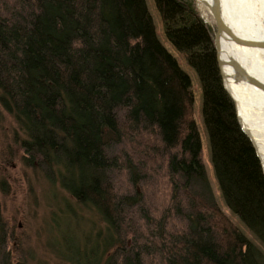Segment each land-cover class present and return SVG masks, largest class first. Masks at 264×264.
<instances>
[{
	"label": "trees",
	"instance_id": "trees-1",
	"mask_svg": "<svg viewBox=\"0 0 264 264\" xmlns=\"http://www.w3.org/2000/svg\"><path fill=\"white\" fill-rule=\"evenodd\" d=\"M152 2L197 78L220 198L264 247V175L222 88L213 26L195 0ZM192 104L144 0H0V109L12 121L0 173L17 161L99 223L76 243L59 232L56 264H264L213 199ZM6 216L0 202V258L28 264Z\"/></svg>",
	"mask_w": 264,
	"mask_h": 264
},
{
	"label": "rangeland",
	"instance_id": "rangeland-1",
	"mask_svg": "<svg viewBox=\"0 0 264 264\" xmlns=\"http://www.w3.org/2000/svg\"><path fill=\"white\" fill-rule=\"evenodd\" d=\"M144 1L158 41L167 52L175 58L178 66L190 79L193 94L192 117L200 136L201 161L204 165L213 199L222 213L237 227L245 238L255 245L264 255V247L255 239L251 232L240 223L235 215L225 207L220 198V193L208 159L207 140L200 114L201 97L197 78L192 69L185 63L183 56L177 53L164 39L160 17L152 0ZM195 3L201 17L207 21L209 25L213 26L214 30L213 21L209 14V7L200 0H195ZM11 127L12 121L10 117L0 109V142L3 140L1 129L8 130ZM155 163H158V161ZM260 167L264 175V168L261 163ZM30 173V171L24 172L17 161L0 173V178H3L8 184V192L5 194L0 192V202L7 213L6 217H11L13 222H16L17 226L15 232L20 238L24 258L27 256L29 259L27 263L56 264L54 249L55 247L56 249L59 248V237H57L59 232L62 231L67 236H76L72 240V242L76 243L77 237L81 238L84 234L93 235L95 230L89 232V228L92 227L95 229V226L99 228V223L90 211L82 206L74 204L73 201L67 198L55 185H49L41 180H37ZM64 198L70 202L69 210L63 201ZM0 264H3V259L1 258Z\"/></svg>",
	"mask_w": 264,
	"mask_h": 264
},
{
	"label": "bare ground",
	"instance_id": "bare-ground-1",
	"mask_svg": "<svg viewBox=\"0 0 264 264\" xmlns=\"http://www.w3.org/2000/svg\"><path fill=\"white\" fill-rule=\"evenodd\" d=\"M200 1L207 6L210 2ZM216 1L223 22L218 48L224 87L234 100L241 128L250 137L264 168V91L243 81H234V75L240 73L228 64L229 59H235L264 85V48L240 46L231 38L232 33L242 41H264V0Z\"/></svg>",
	"mask_w": 264,
	"mask_h": 264
},
{
	"label": "water",
	"instance_id": "water-1",
	"mask_svg": "<svg viewBox=\"0 0 264 264\" xmlns=\"http://www.w3.org/2000/svg\"><path fill=\"white\" fill-rule=\"evenodd\" d=\"M209 14L212 18L213 21V25H214V30H213V46H214V55H215V61L217 64V69H218V73H219V77H220V81H221V85L223 90L226 92V94L229 96V98L231 99L232 103H233V107H234V111H235V104H234V100L233 98L228 94V92L226 91L225 87H224V82H223V72L221 70L220 67V60H219V48H218V40H219V35L221 33V29H223L222 25L223 22L221 21L220 18V13H219V7H218V3L216 0H210L209 2ZM204 22H206L205 20H203ZM231 33V32H230ZM231 38H232V42L234 44L240 45V46H249V47H258V48H264V41L262 42H253V41H242L239 38H237L236 36H234L231 33ZM228 64L229 66L234 69L235 71L239 72L240 74L234 75L233 80L234 81H243L251 86H254L256 88H259L260 90L264 91V85L261 84V82H259L258 80L252 78L241 66V64L236 61L235 59H229L228 60ZM235 117H236V121L238 123V126L240 128V130L245 134V136L249 139L255 154L257 156V158L259 159V156L253 146V143L250 139V137L244 132V130H242L238 120H237V116H236V112H235ZM259 162L261 163L260 159Z\"/></svg>",
	"mask_w": 264,
	"mask_h": 264
}]
</instances>
